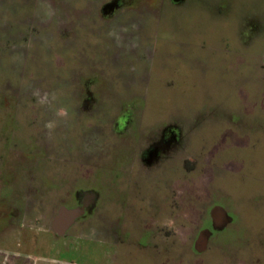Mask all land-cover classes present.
Segmentation results:
<instances>
[{
	"label": "rangeland",
	"instance_id": "1",
	"mask_svg": "<svg viewBox=\"0 0 264 264\" xmlns=\"http://www.w3.org/2000/svg\"><path fill=\"white\" fill-rule=\"evenodd\" d=\"M60 12L44 0H0V264H220L222 253L264 264V77L240 33L260 15L262 48L264 0H142L128 26L123 12L80 30ZM87 79L99 138L88 136L89 112L77 118L74 94ZM123 108L125 131L100 136ZM150 147L160 156L145 166ZM200 162L202 188L209 163L219 178L208 205L232 197L239 218L196 258L154 224L183 218L164 210L189 208ZM90 187L101 199L84 230L55 235L46 206Z\"/></svg>",
	"mask_w": 264,
	"mask_h": 264
},
{
	"label": "flooded vegetation",
	"instance_id": "2",
	"mask_svg": "<svg viewBox=\"0 0 264 264\" xmlns=\"http://www.w3.org/2000/svg\"><path fill=\"white\" fill-rule=\"evenodd\" d=\"M46 3H50L51 7L55 6L56 9H60V15L65 17L66 22H69L71 28L84 29V21H90L93 25H105L109 27L111 24L119 20L120 13H124L126 18L127 26L130 23H133V16H135L136 7L140 2L138 0H44ZM173 4L180 5L185 3L187 0H181L180 2H175L171 0ZM202 1V0H196ZM40 9V7H39ZM63 11V12H62ZM41 13V12H40ZM55 13V12H54ZM145 13H148L145 11ZM53 13L51 14V16ZM50 19V17H49ZM259 20L254 17H248L244 20L245 31H242L243 36H247L244 39V45L253 49L252 58L253 62L251 64L253 70H257L260 77H264V44L259 46L258 39L263 34V27L258 23ZM103 23V24H102ZM78 24V26H77ZM67 26V27H68ZM124 27V25H122ZM128 32L131 31L129 27L126 28ZM258 41V42H257ZM260 47L261 49H257ZM257 49V50H256ZM92 79V78H91ZM91 79L86 83V88H81L76 94H74V99L80 101V109H77L78 113L77 118L80 116L81 112H89V120L87 126L90 127L88 130V136L93 138H99L95 135L93 131V125L95 118L100 114H96L94 109V102L96 101L95 93L92 89V85L95 82H92ZM86 80V79H84ZM84 83V82H83ZM82 83V84H83ZM99 101V100H98ZM94 112V113H93ZM140 116V113L137 111L136 115ZM104 119H106V114H101ZM132 115L131 112L127 111L125 108L121 112L116 113L112 116V119L103 120L105 123L102 128H105L104 131L101 129V135L105 138L112 137L114 140L116 135L122 133L127 128V123ZM100 116V115H99ZM111 116V115H110ZM101 120V118L99 117ZM78 120V119H77ZM77 122V121H76ZM110 125V126H109ZM107 130V131H106ZM105 133V134H104ZM98 135V134H97ZM173 131L168 132L169 140H174V137L178 138V135ZM180 138V137H179ZM178 138V139H179ZM177 139V140H178ZM176 140V138H175ZM160 152L156 147L147 148L141 155V161L145 166H152L159 158ZM185 161V160H184ZM187 163L190 161H186ZM199 165V162H195ZM199 171L197 169V181L201 180V176L206 171V166L202 168V164L206 165V162H200ZM211 169V175L209 183H213L214 180L219 181L217 174L212 173L213 163H209ZM187 180H185L186 183ZM205 188L201 187V182H198V187L194 188L192 193L195 194V200H189V208L186 210L185 204L183 202L175 203L174 201L170 205V209L164 210L166 213L174 216L175 213H182L183 218L181 220H173L164 223L162 219H159L154 226L157 229V234L162 235L165 239L173 238L174 243H179L180 246H183L182 251L191 252L194 257H203L207 254L211 248H213L215 241L221 236L222 233L226 232L231 228L235 222H238L239 218V209H234L235 200L231 197L228 201L229 205H224L220 203H213L208 205L211 197H213V190L210 187V184ZM229 183V182H228ZM227 184V183H226ZM231 184V183H230ZM230 186L228 185L227 188ZM217 190V189H216ZM100 195L96 190L90 187L87 190H75L73 193L64 192L60 196L52 198L49 204L45 208L44 218H48L50 223V230L59 237H67L69 231L77 225L80 224L78 229L80 231L84 230V223L82 219H86L88 216L96 211L97 207L100 205ZM239 203V202H238ZM38 207V206H37ZM38 209H41L38 207ZM77 211L79 215L64 228V223L58 224V217L60 216L61 211ZM185 214H188L189 217H186ZM170 218V217H169ZM79 223V224H78ZM181 235V236H180ZM226 242V241H225ZM152 247L154 250L160 249L157 244H153ZM219 250L221 247H216ZM163 249V248H162ZM190 254V253H189ZM181 259V256L176 257L175 259ZM179 259V260H180ZM219 261H222L220 264H233V261H238V258H235L233 254L222 253L219 254ZM146 264V263H144ZM153 264V263H152ZM164 264H167L165 262ZM207 264V263H206Z\"/></svg>",
	"mask_w": 264,
	"mask_h": 264
},
{
	"label": "water",
	"instance_id": "3",
	"mask_svg": "<svg viewBox=\"0 0 264 264\" xmlns=\"http://www.w3.org/2000/svg\"><path fill=\"white\" fill-rule=\"evenodd\" d=\"M175 2H180L181 0H174ZM79 215V212L77 211H61L60 216L58 217L57 221L58 224L61 222L64 223V228L69 225L70 222H72L77 216Z\"/></svg>",
	"mask_w": 264,
	"mask_h": 264
},
{
	"label": "crops",
	"instance_id": "4",
	"mask_svg": "<svg viewBox=\"0 0 264 264\" xmlns=\"http://www.w3.org/2000/svg\"><path fill=\"white\" fill-rule=\"evenodd\" d=\"M231 7V6H230ZM249 17H254L255 19H257V20H260L261 18H260V15L259 16H254V15H251V16H249ZM240 33L242 34V31H240ZM239 33V34H240ZM253 54V53H252ZM251 56V58H252V55H250Z\"/></svg>",
	"mask_w": 264,
	"mask_h": 264
}]
</instances>
